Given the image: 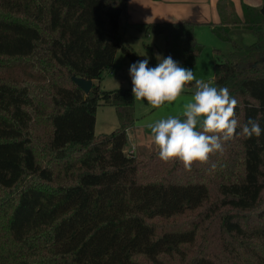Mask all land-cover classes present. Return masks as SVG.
<instances>
[{"label": "trees", "instance_id": "trees-1", "mask_svg": "<svg viewBox=\"0 0 264 264\" xmlns=\"http://www.w3.org/2000/svg\"><path fill=\"white\" fill-rule=\"evenodd\" d=\"M127 7L128 0H0V59L13 61H0V191L8 192L4 205L12 208L7 220L0 217V264H161L162 255L194 242L198 229H158L156 220L210 202L209 186L218 190L209 207L219 206L226 256L205 253L192 264H264V132L237 136L224 155L194 162L191 171L175 161L176 177L155 167L154 178L145 180L141 169L161 161L158 151L147 158L126 152L137 120L132 86L102 89L96 81L120 50L133 63L141 60L122 32ZM242 8L241 18L232 2L221 1L220 22H209L232 44L215 64L213 86L227 87L239 101L241 125L254 118L264 129V15L248 3ZM198 24L141 25L147 35H164L168 55L189 65L202 50ZM243 25L254 43L229 34ZM73 75L93 79L91 91ZM101 104L116 107L120 126L97 135ZM37 116L49 127L42 149L34 133ZM34 197L46 202L49 219L28 228L23 220L39 206Z\"/></svg>", "mask_w": 264, "mask_h": 264}, {"label": "rangeland", "instance_id": "rangeland-1", "mask_svg": "<svg viewBox=\"0 0 264 264\" xmlns=\"http://www.w3.org/2000/svg\"><path fill=\"white\" fill-rule=\"evenodd\" d=\"M264 0H235L238 10L242 13V4L248 3L250 5L258 7ZM180 4V3H178ZM183 4V2L181 3ZM191 21L199 22L196 25L195 31L198 41L202 46V50L196 59L194 64H180L181 66L191 69L194 73L196 79L209 82L211 86L214 85V75H215V64L219 60L224 59V55H227L231 50L232 44L229 41H225L219 38L213 31L212 25L209 22H215L217 20V15H214L208 20H193ZM246 27V26H245ZM244 25L238 28H232L229 30V34L234 37V39L240 41L243 44H252L256 41L255 35L245 29ZM141 29V30H140ZM125 39L134 47L139 58L141 60L147 58L149 61V67H155L158 64L156 59L157 54L162 57L169 56L165 49L164 35L149 33L147 35L144 27L135 26L128 28ZM151 46L152 49L149 47ZM4 63L7 61L0 59ZM13 62V61H11ZM133 62L120 50L118 57L115 61V65L111 69L106 70L102 74V78L96 82L100 85L102 89H114V88H128L132 86L131 77L129 75V69ZM194 84L195 81L185 86L184 91L181 96L174 102H165L164 105L159 109L152 108L146 100L136 101L135 100V115L137 120L135 124L128 130L129 140L125 147L126 152L130 149L132 143L136 144V154L139 153L141 158H147L148 155L156 153L158 148L154 145L151 139V130L147 127L150 123H155L159 119L167 118L168 116H178L183 119V105L184 103L191 100L194 95ZM40 116L36 117L34 122V133L38 140V144L41 149L44 148L43 141L49 131V127L44 125L40 121ZM120 126V119L116 111V107L112 105L101 104L98 106L96 114V125L95 132L97 135L102 133H109ZM136 133V138L134 137V142L132 140V134ZM41 150H39L40 152ZM142 155V156H141ZM224 155V154H223ZM221 155V156H223ZM216 157L213 156L211 159L215 161ZM218 159L217 161H219ZM148 161V160H147ZM50 165L53 168L58 169V163L54 159L51 160ZM157 168L160 172H165L171 177H176L181 174L179 171L180 167H177L175 162L164 163L162 161H156L149 166L143 167L141 169V177L145 180L153 179L150 176V171L152 168ZM54 169L55 171H57ZM57 174V172H55ZM184 175L188 172H184ZM194 176V175H192ZM211 178L213 175L210 176ZM68 181L69 178H66ZM61 182L60 178L56 179L53 185L59 184ZM211 193V201L216 200L218 196L217 186H209ZM8 197V192L0 191V217L1 220H7L12 208L10 206L4 205V200ZM36 198V197H34ZM14 200V199H13ZM39 202V206L33 210L28 218L23 220L25 227L31 228L41 221L48 220V214L44 211L45 203L44 201L36 198ZM211 201L198 207L194 210L187 211L183 214L176 215L169 219H158L156 220V225L158 229H188L196 227L198 229L196 240L192 243H187L182 246L180 253H174L171 255H162L161 264H192L193 260L202 255L209 254L211 256H217L218 258H225V253L223 251V241L221 238V232L219 231V219L220 210L218 205H213V209L209 206ZM7 210V215L3 211ZM217 210V211H214ZM248 215L250 212L247 213ZM257 241H252V245L255 246ZM237 245L242 246L243 243L239 241ZM252 246V247H253ZM243 252V251H242ZM147 264H152L147 262Z\"/></svg>", "mask_w": 264, "mask_h": 264}, {"label": "clouds", "instance_id": "clouds-1", "mask_svg": "<svg viewBox=\"0 0 264 264\" xmlns=\"http://www.w3.org/2000/svg\"><path fill=\"white\" fill-rule=\"evenodd\" d=\"M158 64L149 67L147 58L130 66L132 94L136 101L146 100L154 109L176 101L185 86L195 81L194 95L183 105V119L168 116L150 123L151 139L164 163L178 161L186 171L194 162L207 164L210 156L223 154L225 146L239 135L259 138L264 132L258 120L249 118L241 125L236 113L239 101L227 87H214L196 79L170 55L157 54ZM239 130V131H238ZM216 164L211 165L215 169Z\"/></svg>", "mask_w": 264, "mask_h": 264}, {"label": "crops", "instance_id": "crops-1", "mask_svg": "<svg viewBox=\"0 0 264 264\" xmlns=\"http://www.w3.org/2000/svg\"><path fill=\"white\" fill-rule=\"evenodd\" d=\"M221 1L232 2L236 13L241 18L243 17V11L242 13L239 12L235 0H128L127 20L122 26V32L126 36L128 28L135 26L144 27L141 24L148 22L185 21L188 19L208 20L214 15H217L215 23H219L221 17L218 11V4ZM182 2L183 4H181ZM259 4L258 7L261 8L263 2L262 5L261 3ZM118 54L119 52L116 55L115 61ZM115 61L113 66L115 65ZM131 137L134 142L136 133H133ZM133 146L137 149L135 142L132 143L130 148Z\"/></svg>", "mask_w": 264, "mask_h": 264}, {"label": "water", "instance_id": "water-1", "mask_svg": "<svg viewBox=\"0 0 264 264\" xmlns=\"http://www.w3.org/2000/svg\"><path fill=\"white\" fill-rule=\"evenodd\" d=\"M261 12L264 15V1L263 5L260 8ZM256 64V63H255ZM72 79L86 92L89 93L93 87L94 81L93 79L84 78L80 76L73 75Z\"/></svg>", "mask_w": 264, "mask_h": 264}, {"label": "built area", "instance_id": "built-area-1", "mask_svg": "<svg viewBox=\"0 0 264 264\" xmlns=\"http://www.w3.org/2000/svg\"><path fill=\"white\" fill-rule=\"evenodd\" d=\"M135 152H136V148H135V146L131 147V148L128 150V154H132V155H134Z\"/></svg>", "mask_w": 264, "mask_h": 264}]
</instances>
